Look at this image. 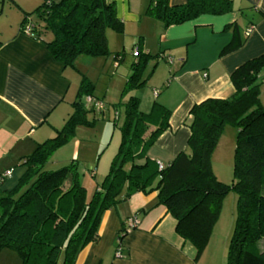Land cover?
I'll use <instances>...</instances> for the list:
<instances>
[{"label":"trees","instance_id":"16d2710c","mask_svg":"<svg viewBox=\"0 0 264 264\" xmlns=\"http://www.w3.org/2000/svg\"><path fill=\"white\" fill-rule=\"evenodd\" d=\"M232 10V0H187L175 6L168 0H150L145 14L167 27L202 14L221 15ZM31 13L40 19L37 25L29 24L32 37L42 39V33L50 30L49 52L73 68L80 56L109 54L106 31L121 32L123 26L115 5L106 0H42ZM31 13L23 17L21 31ZM137 47L139 54L121 95L146 83L143 72L153 57ZM236 47L230 42L222 53ZM123 57L120 52L113 55L119 62ZM263 70L264 54L247 60L230 75L235 89L231 97L194 104L189 111L186 149L162 169L145 151L168 127L169 111L154 102L143 112L136 96L119 102L117 106L124 112L119 146L90 198L80 183L76 160L55 170L46 169L52 154L74 136L75 128L89 123L83 98L93 95L83 77L72 114L54 137L37 144L24 157L26 170L16 187L0 194V251H14L19 264H75L78 253L98 239V226L107 209L134 193L156 191L158 204L176 221V234L195 248L197 259L222 198L232 190L237 195L236 216L225 264H264V104L259 99ZM227 125L236 130L229 184L220 182L211 167V154ZM125 229L118 235L119 241Z\"/></svg>","mask_w":264,"mask_h":264},{"label":"crops","instance_id":"0c3cea01","mask_svg":"<svg viewBox=\"0 0 264 264\" xmlns=\"http://www.w3.org/2000/svg\"><path fill=\"white\" fill-rule=\"evenodd\" d=\"M12 1L19 17L7 27L0 24V175L7 174L0 183V194L16 187L26 170L24 157L37 144L52 138L50 133L56 134L61 123L64 125L73 112V95H77V91L70 93L73 82L66 73L67 66L53 58L46 45L52 33L45 36L43 32L39 39L20 30L23 17L42 0ZM106 1L115 5L116 16L123 23L121 32L106 31L113 55L126 46H139L153 57L143 72L146 83L138 92L139 109L147 112L157 102L169 111L168 127L145 151L147 158L166 167L186 149L191 107L207 98L231 97L235 92L231 73L245 61L264 54V0H232L230 12L202 14L167 27L145 14L150 0ZM186 1L168 3L175 6ZM0 6L2 14L4 0ZM37 23L28 17L25 24ZM230 42L237 47L222 53ZM259 99L264 104V82ZM79 150L80 143L74 137L52 156H57V163L66 164L78 161ZM156 200V191L137 192L129 199V209H107L98 226V239L78 253L75 264H198L195 248L176 234V221L170 219L166 208L146 209ZM130 215L140 220L124 232L120 240L123 253L117 257L118 235ZM261 246L264 248V242ZM6 250L0 251V264H19Z\"/></svg>","mask_w":264,"mask_h":264},{"label":"rangeland","instance_id":"374dc122","mask_svg":"<svg viewBox=\"0 0 264 264\" xmlns=\"http://www.w3.org/2000/svg\"><path fill=\"white\" fill-rule=\"evenodd\" d=\"M4 6H6V8L3 10L2 14H0V24L7 27L11 24L12 20H17L16 18L19 17V14L14 9L12 0H4ZM28 17L33 23L40 22L36 13H31ZM44 32L45 36H49L51 33L50 30H45ZM133 47L126 46V48L118 50V52L124 55V60L121 61L117 67H114L115 61L113 59V53L110 51L111 49L108 48L110 53L107 55L95 57L80 56L74 61V68L71 66H67L66 68V73L69 74L73 82L70 93L78 91L81 79L85 77L86 83L90 86L94 98L103 103L102 109H98L94 107L92 103L87 104L85 102V108H88L86 119L89 123L79 124L75 128V134L72 137H75L76 141L80 143L79 158L77 157L78 172L80 183L85 187L87 198L91 197L94 186H96L97 183L100 184L107 174L110 162L119 146V128L123 122L124 112L123 108L117 106V104L119 102H126L133 94H136V97L138 96V100L141 96L140 93H138L141 88L134 89L129 93L121 95L125 83L124 78L131 73V64L135 60V57L132 55ZM69 96H71V94ZM76 96L73 95L74 98L72 101L76 100ZM115 108L117 109L115 111L118 115L117 120L114 119V117H116L114 112ZM65 116L66 115H64V118H67ZM62 125L63 123H61L58 129L61 128ZM54 135L56 134L50 133V136L53 137ZM221 135V138H219L211 154V167L220 182L229 184L233 179L232 169L236 130L234 127L227 125ZM61 153L62 151L60 154ZM60 154L58 153L56 155ZM57 161V156H51L49 163L46 165V169L55 170L60 168L63 164L57 163ZM130 197L121 200L115 206L118 209H129L128 204ZM236 200L237 195L232 190L222 198L219 213L210 232L208 241L196 260L198 264H225L228 242L232 234L236 216ZM156 202L157 205H155ZM160 205L161 204H158L156 200L148 205L146 209L151 207H153L152 209H160ZM162 206L163 205H161V207ZM132 216L137 219L135 215H130V217ZM168 216H170V219H174L170 214ZM171 221L172 220H170V222ZM2 253L3 252L0 254ZM6 253L14 255V257L18 259L14 251L6 250Z\"/></svg>","mask_w":264,"mask_h":264},{"label":"built area","instance_id":"2783aa9c","mask_svg":"<svg viewBox=\"0 0 264 264\" xmlns=\"http://www.w3.org/2000/svg\"><path fill=\"white\" fill-rule=\"evenodd\" d=\"M250 31V28L247 29L246 31V34ZM23 33H25L26 35L28 36H31L32 37V28L29 24H25V26L23 27ZM139 54V50H138V47H133L132 48V55L136 58ZM119 64V61H115V67H117ZM154 93H156V90L154 91ZM84 102H86L87 104H93L94 107H97L98 109H102L103 107V103L101 101H98V99L92 97V96H85L84 97ZM115 115H116V118L118 117L117 115V112H115ZM163 166L158 164V169H162ZM7 174H3V175H0V183L1 181L5 178ZM138 224V220L135 218V217H130L128 218V220L126 221V230H130L134 227H136V225ZM122 253H123V246L121 244V242L119 241L117 246H116V251H115V255L117 257H120L122 256Z\"/></svg>","mask_w":264,"mask_h":264}]
</instances>
